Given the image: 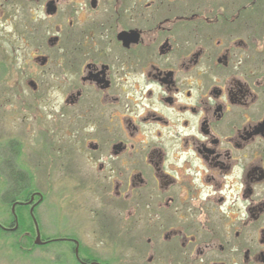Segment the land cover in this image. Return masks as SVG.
<instances>
[{"label": "flooded vegetation", "instance_id": "1", "mask_svg": "<svg viewBox=\"0 0 264 264\" xmlns=\"http://www.w3.org/2000/svg\"><path fill=\"white\" fill-rule=\"evenodd\" d=\"M249 2L0 0V107L16 125L0 130L15 183L0 231L16 234L17 211L35 219L43 197L24 182L40 175L43 131L83 178L76 225L110 209L172 264H264V8ZM38 231L21 247L78 244Z\"/></svg>", "mask_w": 264, "mask_h": 264}, {"label": "rangeland", "instance_id": "2", "mask_svg": "<svg viewBox=\"0 0 264 264\" xmlns=\"http://www.w3.org/2000/svg\"><path fill=\"white\" fill-rule=\"evenodd\" d=\"M255 4L257 5V2ZM261 6L264 8V0H262ZM7 115H9L8 110L1 106L0 119L6 120L0 121L5 124L3 127L0 123V130L5 129L10 130V133H16V130L12 129L16 125L7 120ZM44 119L45 117L37 118L35 121L42 126ZM27 122L31 124L32 119ZM39 139L42 140L43 145L39 142L35 143V150L36 155L38 154L40 175L38 172L32 171L33 179L30 182L25 181L24 186H29L30 192L36 190L41 193L42 202L33 214L34 220L27 211H23L19 215L20 212L16 209L18 226L21 228L19 233L11 235L0 231V264H78L73 255L76 248L79 257H83L81 252L91 251L93 255L88 259H95L100 264H172L167 260H162L163 257H159L160 251L150 249L147 239L153 241L155 237L153 233L146 231L147 229L140 230V227L135 228V224L132 222L117 220L110 209L105 210V216H102L98 222L89 223V225H76L69 214V194L75 187L74 180L83 178L78 176L72 178L67 174L63 154L47 151V146L56 144L54 139L51 142L49 134L42 131ZM24 140V142H28L29 139ZM7 175L6 172L0 175V224L3 226L13 220L11 208L3 200V197L11 198L10 195L15 184ZM82 183L86 185L85 181ZM72 226L78 233L74 232ZM35 227L39 228L40 237L44 241L71 237L78 244L74 245L70 241L69 243H48L46 247H34L27 252L25 250L31 246V242H28L27 246L21 247L22 244L19 243V240H23V234L30 232L31 240L34 242ZM84 230L85 232H83ZM151 256L152 261L149 262Z\"/></svg>", "mask_w": 264, "mask_h": 264}, {"label": "water", "instance_id": "3", "mask_svg": "<svg viewBox=\"0 0 264 264\" xmlns=\"http://www.w3.org/2000/svg\"><path fill=\"white\" fill-rule=\"evenodd\" d=\"M34 224H35V222H34ZM35 228H36V240H35V244L38 245V244H40L39 231H38V227H35Z\"/></svg>", "mask_w": 264, "mask_h": 264}, {"label": "trees", "instance_id": "4", "mask_svg": "<svg viewBox=\"0 0 264 264\" xmlns=\"http://www.w3.org/2000/svg\"><path fill=\"white\" fill-rule=\"evenodd\" d=\"M20 181H21L20 179H19V180H17V182H18V183H20ZM17 228H18V229H17V231H16V232H17V233H19V232L21 231V228H20L19 226H18ZM28 233H30V232H28ZM30 238H31V234H30ZM31 239H32V238H31ZM30 245H31L30 247H32V248H33V245H32V244H30Z\"/></svg>", "mask_w": 264, "mask_h": 264}]
</instances>
